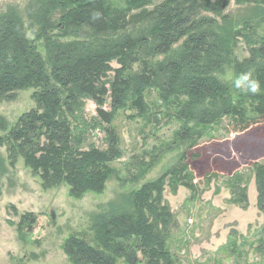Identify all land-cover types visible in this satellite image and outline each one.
Listing matches in <instances>:
<instances>
[{"label": "rangeland", "instance_id": "1", "mask_svg": "<svg viewBox=\"0 0 264 264\" xmlns=\"http://www.w3.org/2000/svg\"><path fill=\"white\" fill-rule=\"evenodd\" d=\"M162 1L149 0L148 7ZM106 3L113 14L126 9L129 0ZM61 15L57 0H0V18L19 20L27 39L44 59L51 42L56 46L75 42L100 50L128 36L147 37L149 45L127 71L135 77L179 59L188 40L184 36L168 54H157L152 50L156 44L152 33L159 30L157 18L118 32H97L88 26L61 32ZM202 17L213 20L207 28L227 38L230 56L214 74L229 87V105L242 102L245 116L224 113L210 122H192L194 138L184 140L179 134L185 124L176 116L179 101H165L155 86L144 92V114L131 104L118 109L109 125L99 117L96 101L82 95L74 112H66L77 136L76 146L106 150L113 130L117 147L123 151L98 190L72 195L69 184L46 183L26 164L23 155L12 152L8 133L37 106L34 94L39 89L27 87L0 96V116L8 127L0 131V264H78L67 251L71 238L115 255L116 264H145L133 241L126 244L129 255L114 253L113 246L120 241L114 239L116 223L126 215L136 216L134 194L180 160L187 164L183 175L189 174L196 186L180 185L174 190L169 180L164 188L162 205L171 213L166 245L176 264H264V211L259 207L255 172L256 163H264V120L258 117L250 94L232 84L241 72L253 70L256 75L264 54V3L230 0L220 13L201 10L198 19ZM201 54L205 55V48ZM110 65L109 80L121 68L118 59L111 60ZM205 104L215 102L208 99ZM112 105L109 93L104 109L111 111Z\"/></svg>", "mask_w": 264, "mask_h": 264}, {"label": "trees", "instance_id": "2", "mask_svg": "<svg viewBox=\"0 0 264 264\" xmlns=\"http://www.w3.org/2000/svg\"><path fill=\"white\" fill-rule=\"evenodd\" d=\"M257 1L264 3V0ZM229 2L163 0L149 8V0H129L126 9L111 14L106 0H57L62 10L58 22L61 32L74 26H88L97 32H118L130 25L157 18L159 30L152 33L156 41L152 50L157 54H168L177 40L187 36L179 59L170 60L157 69H147L135 77L127 75V71L138 60V53L149 45L147 37L128 36L100 50L75 42L60 46L51 42L48 43V58L44 59L27 39L19 20L1 17L0 96L27 87L39 89L34 94L37 106L25 113L8 133L13 144L12 152L23 155L26 164L46 183L65 182L71 186V194L79 196L88 190L100 189L112 171L113 162L123 156L113 130L111 145L106 150H85L76 146L77 136L66 112L67 109L74 112V106L80 103L82 95L96 101L99 117L109 125L115 120L118 109L131 104L139 114H144V92L155 86L165 101L172 98L179 101L176 116L184 121L185 127L179 134L184 140L194 138L193 127L189 125L192 122H210L224 113L243 116L242 102L231 107L229 87L214 74L230 56L227 38L207 28L213 20L210 22L207 17L198 19L201 10L220 13ZM203 48L205 55L201 54ZM262 56L255 75L262 90L250 96L258 117L264 120L263 53ZM113 59H118L121 68L109 80L110 61ZM109 93L113 104L111 111L104 109ZM208 99L215 104H205ZM255 120L259 121L252 119ZM7 129L6 120L0 116V131ZM186 165L180 160L171 170L146 183L134 194L136 216L126 215L116 223L114 239L120 241L113 247L117 256L129 255L126 244L129 246L133 241L142 252L145 264H176L166 245L171 213L162 205V198L169 180L174 190L180 185L195 188L193 178L188 177L189 174L183 175ZM255 172L259 207L264 211V163L257 162ZM0 173H3L1 161ZM67 251L78 264H116L115 255L82 239H69Z\"/></svg>", "mask_w": 264, "mask_h": 264}, {"label": "clouds", "instance_id": "3", "mask_svg": "<svg viewBox=\"0 0 264 264\" xmlns=\"http://www.w3.org/2000/svg\"><path fill=\"white\" fill-rule=\"evenodd\" d=\"M232 84L235 89L241 91L244 94H259L262 90L261 82L254 76L253 70H248L237 74Z\"/></svg>", "mask_w": 264, "mask_h": 264}]
</instances>
